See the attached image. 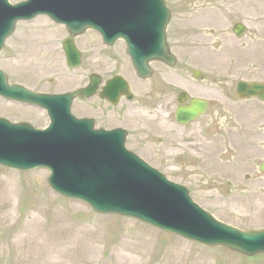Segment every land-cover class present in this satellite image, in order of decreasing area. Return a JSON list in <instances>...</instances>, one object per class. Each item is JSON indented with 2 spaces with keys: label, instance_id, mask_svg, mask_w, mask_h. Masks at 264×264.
<instances>
[{
  "label": "rangeland",
  "instance_id": "374dc122",
  "mask_svg": "<svg viewBox=\"0 0 264 264\" xmlns=\"http://www.w3.org/2000/svg\"><path fill=\"white\" fill-rule=\"evenodd\" d=\"M167 2L190 13L179 17L189 19L182 26L183 36H169L180 65L189 67L169 70L168 78L179 83L174 85L178 91L210 101L205 118L208 126L202 133L189 127L168 144L166 133L173 126L167 123V116L157 112V132L146 134L142 126L151 118L146 109L136 105L132 121L125 123L136 141L133 148L170 180L185 186L193 200L219 220L244 230L263 229L264 173L260 166L264 164V104L241 101L236 87L241 81L264 83V0ZM46 21L40 18L27 25L30 35L18 38L19 30L26 27L20 24L18 33L8 41L0 67L12 83L60 92L86 82L95 71L103 80L116 76V63L113 70L104 60L99 69L88 63V44L80 37L76 41L86 51L83 67L73 74L77 78H50L54 72L61 73V56L54 45L42 47L48 27H42L39 34L29 33L41 25L50 26ZM238 23L247 27L241 38L233 33ZM88 33H94L87 32V38L96 43L97 37ZM20 43L35 48H29L31 54L29 50L20 52ZM94 46L96 55L104 50L116 56V50ZM195 69L203 73L196 82L189 79ZM175 87L170 91H177ZM136 90L139 98L144 86ZM173 96L170 93V107L176 105ZM89 103L86 114L94 115L98 126L116 127V107L99 97ZM0 116L36 127L47 123L42 110L1 97ZM48 178L47 170L17 172L0 166V264H264V255L246 258L226 249L193 244L133 219L99 215L84 203L58 196Z\"/></svg>",
  "mask_w": 264,
  "mask_h": 264
},
{
  "label": "water",
  "instance_id": "95a60500",
  "mask_svg": "<svg viewBox=\"0 0 264 264\" xmlns=\"http://www.w3.org/2000/svg\"><path fill=\"white\" fill-rule=\"evenodd\" d=\"M41 13L66 22L73 36L95 29L110 44L125 38L134 66L143 77L148 76L146 62L155 52L154 46L165 43L170 18L165 0H30L18 6L0 0V51L18 20ZM235 32L242 35L244 27L237 26ZM69 54L77 64L79 56L73 49ZM165 58L174 64L170 55ZM96 88L94 84L81 94L89 97ZM237 93L244 99L264 101L262 84L240 83ZM0 95L45 107L53 120L51 129L37 132L30 125H14L0 118V165L19 171L48 168L56 192L86 202L99 214L137 219L192 242L246 256L264 253V230L245 232L219 222L194 204L184 188L168 183L128 153L116 132H94L92 122L72 119L69 102L73 96L39 95L10 86L1 70ZM106 96L116 102V79ZM62 101L66 103L63 110L59 108ZM205 109V102L195 100L190 109L179 112L178 119L186 124Z\"/></svg>",
  "mask_w": 264,
  "mask_h": 264
},
{
  "label": "flooded vegetation",
  "instance_id": "af4514ba",
  "mask_svg": "<svg viewBox=\"0 0 264 264\" xmlns=\"http://www.w3.org/2000/svg\"><path fill=\"white\" fill-rule=\"evenodd\" d=\"M171 24L168 28V39L169 35H174L176 37H182V26L185 25L187 21H189L187 18L185 19H179V17H184L187 13L180 8H171ZM173 20H175V23H173ZM176 20L178 22L176 23ZM187 24V23H186ZM189 30H191L189 28ZM33 33V32H29ZM61 33V32H60ZM62 34V33H61ZM30 34H25V37ZM35 37V36H34ZM28 39V38H26ZM69 39V38H68ZM33 40V39H32ZM34 42V40H33ZM29 48H35L33 44H29L25 47H22V49L25 51L29 50V54H31V51ZM63 48V46H62ZM116 78H122L125 82H127L130 85V91L134 94H132V99L129 100L128 96H131V93L129 91L127 96H122L121 94V88L119 87V84L116 83V129L124 128L125 123L132 121L133 113H134V107L146 109L148 112V115L153 117L156 115V112H159V110L164 111V113L167 115L166 121L169 123L171 129L169 130V133H166V142L170 144V142L177 141L174 136L178 135L179 133L182 134V131L189 127H185L178 123L175 117V112L177 108L180 106L178 101L180 94L183 91H178L179 86L177 84H174L169 81L168 74L170 67L168 64L164 61H151L149 62V70L151 72L150 78L143 80L142 78L138 77L134 71L131 58L129 57L126 45L123 41L116 42ZM187 66H176L174 69L178 70H184ZM144 86V90L140 93L139 98L137 99L138 95L135 91L136 86ZM177 89V91L171 92L170 90ZM60 93V92H56ZM64 93V92H61ZM170 93H173V99L176 105L170 107V100L169 96ZM194 98V97H192ZM190 98L187 102H185L183 105L190 104ZM136 104V105H134ZM136 107V108H137ZM75 114L79 117H87V106L84 103V100L77 99L74 104ZM209 110H210V103H209ZM208 110V112H209ZM208 114V113H207ZM207 114L200 118L197 122L191 124V126H195V128L198 129V131L205 132L207 130L205 118L207 117ZM158 125L157 122H153L151 124L146 125V130L149 134H153L157 132V129L155 126ZM190 126V127H191ZM176 127V128H175ZM128 143L131 148H133L136 145V141L132 139L130 135H128ZM141 145V144H140Z\"/></svg>",
  "mask_w": 264,
  "mask_h": 264
},
{
  "label": "bare ground",
  "instance_id": "6f19581e",
  "mask_svg": "<svg viewBox=\"0 0 264 264\" xmlns=\"http://www.w3.org/2000/svg\"><path fill=\"white\" fill-rule=\"evenodd\" d=\"M57 30H59L62 33L64 31V28H63V26L57 27ZM57 43H58V41H57L56 36L54 34H48L47 38H45V37L42 38V43L41 44H42L43 49H46V46H53V45H56ZM87 53L89 54V58H90L91 61H93V62H99L100 61V59L97 56L92 57L90 55V50H88ZM104 62L112 70L114 69V64L116 63L114 61V59L108 57V58L104 59ZM27 70H29V68H27ZM23 74L27 75V73H23ZM76 78H77L76 75L75 76L74 75L71 76V78L67 77V79H69V80H75Z\"/></svg>",
  "mask_w": 264,
  "mask_h": 264
}]
</instances>
